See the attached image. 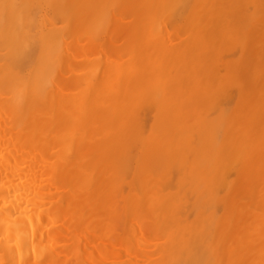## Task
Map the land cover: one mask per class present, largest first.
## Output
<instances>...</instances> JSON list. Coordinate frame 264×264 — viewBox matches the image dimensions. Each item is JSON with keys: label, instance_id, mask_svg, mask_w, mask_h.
Masks as SVG:
<instances>
[{"label": "bare ground", "instance_id": "6f19581e", "mask_svg": "<svg viewBox=\"0 0 264 264\" xmlns=\"http://www.w3.org/2000/svg\"><path fill=\"white\" fill-rule=\"evenodd\" d=\"M0 264H264V0H0Z\"/></svg>", "mask_w": 264, "mask_h": 264}]
</instances>
